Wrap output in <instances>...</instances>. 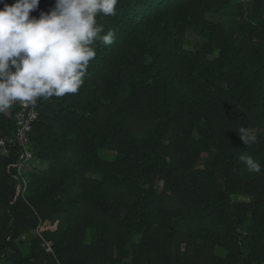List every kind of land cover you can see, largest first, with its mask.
<instances>
[{"label":"trees","instance_id":"obj_1","mask_svg":"<svg viewBox=\"0 0 264 264\" xmlns=\"http://www.w3.org/2000/svg\"><path fill=\"white\" fill-rule=\"evenodd\" d=\"M97 21L115 43L38 101L27 185L0 115V264H264V170L239 159L264 166V0H119Z\"/></svg>","mask_w":264,"mask_h":264},{"label":"clouds","instance_id":"obj_2","mask_svg":"<svg viewBox=\"0 0 264 264\" xmlns=\"http://www.w3.org/2000/svg\"><path fill=\"white\" fill-rule=\"evenodd\" d=\"M118 3L55 0L38 18L30 14L38 9L40 0L4 4L0 9V115H7L16 103L35 108L41 99L77 94L90 62L97 57L95 43H115V32H105L97 17L116 15ZM240 139L249 142L246 133ZM239 159L251 173L264 170L251 155L241 154Z\"/></svg>","mask_w":264,"mask_h":264},{"label":"built area","instance_id":"obj_3","mask_svg":"<svg viewBox=\"0 0 264 264\" xmlns=\"http://www.w3.org/2000/svg\"><path fill=\"white\" fill-rule=\"evenodd\" d=\"M13 115L12 118L15 121L16 130L14 134L13 142L18 146L23 162L18 167V173L23 178V182L27 185V179L24 178L26 172L32 170V162L35 160V154L31 147V133L33 131V126L39 118V112L37 106L35 108H25L19 103H16L12 108ZM0 154H7V143L0 139ZM56 226V224L54 225ZM57 227V226H56ZM52 230V227L48 229ZM45 231L44 227H41L38 234ZM47 252L51 253L52 248L48 244L42 245Z\"/></svg>","mask_w":264,"mask_h":264},{"label":"rangeland","instance_id":"obj_4","mask_svg":"<svg viewBox=\"0 0 264 264\" xmlns=\"http://www.w3.org/2000/svg\"><path fill=\"white\" fill-rule=\"evenodd\" d=\"M191 39H193L192 40L193 42H195L196 40H198V38L195 37V36H192ZM32 166L37 167L38 164H34ZM43 227H44L45 230H48L49 227H52V230H53L56 226H51L50 223H46Z\"/></svg>","mask_w":264,"mask_h":264},{"label":"water","instance_id":"obj_5","mask_svg":"<svg viewBox=\"0 0 264 264\" xmlns=\"http://www.w3.org/2000/svg\"><path fill=\"white\" fill-rule=\"evenodd\" d=\"M56 226H58V223L56 224Z\"/></svg>","mask_w":264,"mask_h":264},{"label":"crops","instance_id":"obj_6","mask_svg":"<svg viewBox=\"0 0 264 264\" xmlns=\"http://www.w3.org/2000/svg\"><path fill=\"white\" fill-rule=\"evenodd\" d=\"M57 228V227H56Z\"/></svg>","mask_w":264,"mask_h":264}]
</instances>
